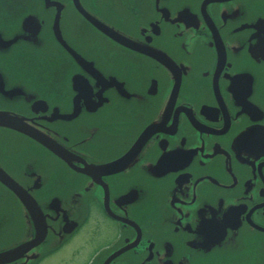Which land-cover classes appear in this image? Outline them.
Returning <instances> with one entry per match:
<instances>
[{
  "label": "flooded vegetation",
  "instance_id": "1",
  "mask_svg": "<svg viewBox=\"0 0 264 264\" xmlns=\"http://www.w3.org/2000/svg\"><path fill=\"white\" fill-rule=\"evenodd\" d=\"M0 264H264V0H0Z\"/></svg>",
  "mask_w": 264,
  "mask_h": 264
},
{
  "label": "water",
  "instance_id": "2",
  "mask_svg": "<svg viewBox=\"0 0 264 264\" xmlns=\"http://www.w3.org/2000/svg\"><path fill=\"white\" fill-rule=\"evenodd\" d=\"M7 120H9L8 117L6 118V117L3 116V117L0 118V121H2V123H3V122H6Z\"/></svg>",
  "mask_w": 264,
  "mask_h": 264
}]
</instances>
